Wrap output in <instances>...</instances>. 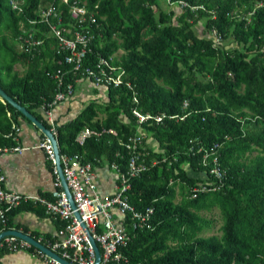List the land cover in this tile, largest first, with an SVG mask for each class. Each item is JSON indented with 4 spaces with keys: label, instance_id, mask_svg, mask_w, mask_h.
<instances>
[{
    "label": "trees",
    "instance_id": "trees-1",
    "mask_svg": "<svg viewBox=\"0 0 264 264\" xmlns=\"http://www.w3.org/2000/svg\"><path fill=\"white\" fill-rule=\"evenodd\" d=\"M78 1L87 10L82 27L92 36L82 69L99 75L101 56L124 72L123 83H102L108 101H93L75 119L55 122L56 138L61 155L95 169L117 165L127 173L133 155L144 167L130 179L126 196L136 212H153L142 230L124 219L130 240L121 249L123 264H264V0ZM58 3L0 0V88L48 130L42 107L54 99L57 72L63 88L79 80L94 85L82 69L71 74L57 41L44 35L46 23L30 24L39 10ZM59 9L71 22L67 6ZM30 33L43 45L18 50L19 38ZM133 111L150 119L139 125ZM20 119L29 123L0 98V149L18 146ZM84 129L100 136L80 146L76 137ZM139 135L144 139L132 153L125 145ZM49 167L54 179L50 161ZM0 208L7 220L0 231L17 229L14 217L21 212L49 217L32 202ZM215 214L220 236L202 237ZM54 221L57 229L64 226ZM6 252L1 249L0 257Z\"/></svg>",
    "mask_w": 264,
    "mask_h": 264
},
{
    "label": "built area",
    "instance_id": "built-area-1",
    "mask_svg": "<svg viewBox=\"0 0 264 264\" xmlns=\"http://www.w3.org/2000/svg\"><path fill=\"white\" fill-rule=\"evenodd\" d=\"M58 1L59 3L56 7L48 5L46 8L39 10L38 19L30 21V24L44 22L48 25L49 36H52L57 41V51L65 53L64 63L71 68V74L77 75L82 69V61L90 51V41L92 39L89 32L82 27L86 19L87 10L85 3L78 0ZM62 4L67 6V15L74 25L71 22L68 24L64 22L62 13L60 14L59 12V7ZM15 7L16 5L14 4ZM89 19L91 23H94L95 19L92 15ZM53 21L56 23L54 24ZM19 40L22 44L19 47L20 49L25 48L29 50V48L43 45V40H36L32 33L26 38L20 37ZM95 68L99 71V75H96L95 70L91 67L82 69V75L87 79H93L96 87H100L103 84H106V86L112 84L114 87H118L123 83L122 77L124 72L120 71L117 73L118 68L111 66L110 61L103 57L97 55ZM60 75V72H57L55 76V79L58 81V89L53 101L42 107L45 118L51 127L50 132L56 141L57 131L52 109L58 103L70 98L74 93L72 84H67L66 88H63V79ZM133 113L138 119V124H143L150 119L149 115L144 116L136 111H133ZM160 121L161 118L157 117L156 122ZM16 131L19 132V129ZM111 133L114 134L113 132ZM91 136H100V134L89 129H84L77 135L76 143L82 146L85 140ZM143 139L144 135L130 138L129 143L125 145L126 149L134 153L138 150V146ZM36 148L44 151L47 160L50 161L52 166L54 179L50 199L6 191L3 188L6 179L0 170V205L7 210H11L19 207L21 203L32 202L44 208L47 216L63 222L64 226L57 229L49 237L38 235L37 238L33 237V239L69 264H95L96 254L88 239L89 235L95 241L100 252L98 264L126 263L127 260L122 254L121 249L128 244L130 235L124 219L129 217L131 227L134 230H142L147 226V221L153 212L151 209L145 213L136 212L127 200L126 193L131 189L130 179L144 171V167L137 165V157L133 155L130 159L129 171L127 173L120 172L117 165L111 166V169L117 173L118 178H116L119 184H116L113 195L102 197L98 194L97 176L94 166L90 163L82 162L80 157L76 156L72 158L59 154L64 181L74 204V208H72L58 176L53 145L45 138ZM20 151L21 148L19 147L13 149L5 148L0 149V154ZM213 162L218 166L216 158L213 159ZM210 173L216 174L220 178L222 172L220 173L217 168H213ZM6 221L4 208H0V225L5 226ZM147 227L149 228V226ZM4 232L7 231L2 230L0 234ZM3 248H6L11 253H29L32 257L38 258L46 264H58L56 260L33 247L30 243L14 236H5L0 241V250Z\"/></svg>",
    "mask_w": 264,
    "mask_h": 264
},
{
    "label": "crops",
    "instance_id": "crops-1",
    "mask_svg": "<svg viewBox=\"0 0 264 264\" xmlns=\"http://www.w3.org/2000/svg\"><path fill=\"white\" fill-rule=\"evenodd\" d=\"M93 101L98 104L106 103L108 101L106 89L95 87L88 80H80L74 94L52 109L54 122L63 124L75 119ZM19 124L17 147L21 148V151L0 154V169L6 179L5 187L11 192L47 199L53 190V177L46 154L43 150L36 148L42 140L40 133L30 122L20 119ZM95 171L98 194L102 197L113 195L117 182L116 175L107 165L97 167ZM14 226H18L17 229H13L14 231L27 235L31 233L51 235L57 230L54 220L32 212H21L16 215ZM0 264L46 263L26 252H6L0 257Z\"/></svg>",
    "mask_w": 264,
    "mask_h": 264
},
{
    "label": "water",
    "instance_id": "water-1",
    "mask_svg": "<svg viewBox=\"0 0 264 264\" xmlns=\"http://www.w3.org/2000/svg\"><path fill=\"white\" fill-rule=\"evenodd\" d=\"M0 98L2 101L10 104L16 111H18L20 114H22L31 124L34 128H36L40 134H42L46 139H48L51 144L53 145L54 148V153H55V164H56V168L58 171V176L60 179V182L62 184V188L65 191L67 198L69 200V203L71 205L72 208H74V204L71 198V195L68 191L67 185L64 181V177L62 174V168L60 165V160H59V148H58V143L56 141V139L53 137L52 133L40 122L38 121L31 113H29L27 111V109L23 106H21L20 103L15 102L12 98H10L1 88H0ZM76 216L78 217V214L76 213ZM85 229V228H84ZM86 231V229H85ZM5 236H14L17 237L19 239H22L28 243H30L33 247L37 248L38 250L42 251L44 254H46L47 256L51 257L52 259L56 260L58 262V264H69L66 261H63L62 259H60L57 255H55L54 253H52L51 251H49L48 249H46L44 246L40 245L39 243H37L35 241V239H33L31 236L26 235L23 232L20 231H7L4 233L0 234V241L5 237ZM88 239L95 251L96 254V262L95 264H98L100 261V252L98 250V247L96 246L95 241L92 239V237L89 235Z\"/></svg>",
    "mask_w": 264,
    "mask_h": 264
},
{
    "label": "rangeland",
    "instance_id": "rangeland-1",
    "mask_svg": "<svg viewBox=\"0 0 264 264\" xmlns=\"http://www.w3.org/2000/svg\"><path fill=\"white\" fill-rule=\"evenodd\" d=\"M18 50H20V49L18 48ZM121 54H122V52L119 51L115 56L119 57ZM16 69L20 72L21 75L23 74V69L21 67L17 66ZM113 174H115V173L113 172ZM202 175L205 176L204 174H202ZM212 216H214L215 222L213 223V225L209 229H207L204 233L201 234L202 237L220 236V234H221L219 228L222 224V221L219 219V215H217V214L211 215L208 218L212 219Z\"/></svg>",
    "mask_w": 264,
    "mask_h": 264
},
{
    "label": "clouds",
    "instance_id": "clouds-1",
    "mask_svg": "<svg viewBox=\"0 0 264 264\" xmlns=\"http://www.w3.org/2000/svg\"><path fill=\"white\" fill-rule=\"evenodd\" d=\"M46 36H49V34L47 33ZM49 37L52 38V36H49ZM36 40H41V39H36ZM43 43H44V40H43ZM56 46H57V45H56ZM19 47H20V46H18V48H19ZM19 49H20V48H19ZM79 81H80V80H79ZM74 90H75V88H74ZM73 94H74V93H73ZM134 99L136 100L135 97H134ZM135 100H134V102H136ZM136 112H137V111H136ZM138 113H139V112H138ZM139 114H140V113H139ZM141 115H142V114H141ZM44 116H45V114H44ZM135 117H136V116H135ZM136 118H137V117H136ZM137 120H138V119H137ZM139 125H140V124H139ZM49 131H50V130H49ZM57 143H58V142H57ZM82 146H83V145H82ZM58 148H59V147H58ZM59 154H60V153H59ZM8 231H11V230H8ZM25 234H26V233H25ZM26 235H27V234H26ZM32 238H33V237H32Z\"/></svg>",
    "mask_w": 264,
    "mask_h": 264
}]
</instances>
